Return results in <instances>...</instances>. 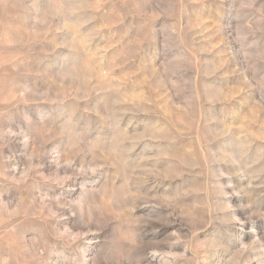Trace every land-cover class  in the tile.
Segmentation results:
<instances>
[{"label":"rangeland","instance_id":"374dc122","mask_svg":"<svg viewBox=\"0 0 264 264\" xmlns=\"http://www.w3.org/2000/svg\"><path fill=\"white\" fill-rule=\"evenodd\" d=\"M0 264H264V0H0Z\"/></svg>","mask_w":264,"mask_h":264}]
</instances>
